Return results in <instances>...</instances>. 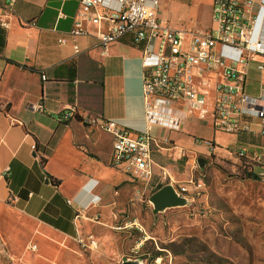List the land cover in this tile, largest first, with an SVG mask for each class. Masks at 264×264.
<instances>
[{"label": "crops", "instance_id": "crops-1", "mask_svg": "<svg viewBox=\"0 0 264 264\" xmlns=\"http://www.w3.org/2000/svg\"><path fill=\"white\" fill-rule=\"evenodd\" d=\"M6 1L0 0V9ZM208 1L211 23L205 28L212 25ZM80 7V0H16L6 13L8 26L0 24V264L2 254L7 264H122L129 258L115 228H142L141 245L155 220L147 192L160 184L185 186L191 178L161 149L150 181L113 165L114 137L101 122L116 120L133 133L147 129L142 48L130 35L107 48L94 30L71 35ZM260 7L254 0L245 18L264 44ZM170 8L191 11L183 0H162V17L174 27L202 29ZM256 59L247 65L250 101L264 90L257 67L264 54ZM71 108L74 115L62 118ZM243 119L248 130L216 132L208 109L190 115L184 132H152L187 147L196 160L200 153L245 161L256 174L260 167L251 158L264 154V123L256 116Z\"/></svg>", "mask_w": 264, "mask_h": 264}, {"label": "built area", "instance_id": "built-area-1", "mask_svg": "<svg viewBox=\"0 0 264 264\" xmlns=\"http://www.w3.org/2000/svg\"><path fill=\"white\" fill-rule=\"evenodd\" d=\"M253 1L211 0L212 25L186 29L174 27L162 17V0H80L71 35L91 34L94 30L104 48L130 35L142 48L147 129L133 133L116 120L101 122V127L114 137V166L150 181L157 149L167 151L173 161L189 156L187 147L169 136L153 134V128L184 132L190 115L208 109L216 132L236 134L248 130L244 116H256L264 123V90L252 101L245 91L248 63L264 54V44L253 36L245 18L246 8ZM259 1L262 11L264 0ZM15 2L7 0L0 9L2 26H8L6 13ZM257 67L264 73V61ZM74 112V108L66 110L62 118L69 119ZM251 161L260 167L256 175L264 181V154L253 155ZM91 244L97 246L94 239Z\"/></svg>", "mask_w": 264, "mask_h": 264}, {"label": "rangeland", "instance_id": "rangeland-1", "mask_svg": "<svg viewBox=\"0 0 264 264\" xmlns=\"http://www.w3.org/2000/svg\"><path fill=\"white\" fill-rule=\"evenodd\" d=\"M183 2L191 11L170 8L173 15L188 17L183 19L188 22L191 18L202 28L210 25L208 0ZM194 157L169 160L179 171L190 172L186 189L176 186L186 204L156 210L147 229L149 239L139 245L142 228H115L125 258L145 264H264V181L249 177L251 165L245 161L198 153V159H205L201 166ZM121 215L120 225L129 212ZM153 254L158 257L153 259ZM2 260L7 264L3 254Z\"/></svg>", "mask_w": 264, "mask_h": 264}, {"label": "water", "instance_id": "water-1", "mask_svg": "<svg viewBox=\"0 0 264 264\" xmlns=\"http://www.w3.org/2000/svg\"><path fill=\"white\" fill-rule=\"evenodd\" d=\"M198 161L201 166L205 165L204 158H199ZM149 200L158 211L186 204V198L172 183H167L153 192L150 195ZM140 261V259L133 261L131 259H127L122 264H140Z\"/></svg>", "mask_w": 264, "mask_h": 264}, {"label": "trees", "instance_id": "trees-1", "mask_svg": "<svg viewBox=\"0 0 264 264\" xmlns=\"http://www.w3.org/2000/svg\"><path fill=\"white\" fill-rule=\"evenodd\" d=\"M249 177L254 178V179H258L257 175L254 174V173H252V172H250V176H249ZM162 186H163V184H160L159 186H157V187L153 190V192H155L156 190H158V189L161 188ZM157 257H158L157 254H153V255H152V258H153V259H156Z\"/></svg>", "mask_w": 264, "mask_h": 264}]
</instances>
